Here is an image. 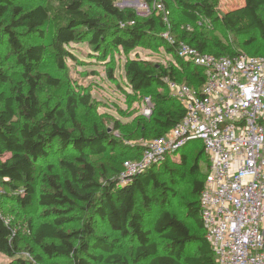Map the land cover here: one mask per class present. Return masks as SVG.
<instances>
[{"label": "trees", "instance_id": "trees-1", "mask_svg": "<svg viewBox=\"0 0 264 264\" xmlns=\"http://www.w3.org/2000/svg\"><path fill=\"white\" fill-rule=\"evenodd\" d=\"M17 1L0 0V43L5 44V49L0 50V87L9 82L11 68L20 70V79L9 93L0 91V253L10 258L11 264H96L101 260L129 264L115 251V241L109 235L98 234L101 221L111 231L132 240L135 262L216 264L200 214V196L210 169L208 157L205 155L206 162L200 163L202 157L198 154L190 167V193L185 206L195 222L192 230L170 211V196L175 193L158 179L157 173L168 159L136 176L133 182L123 184L119 178L124 161L142 155L141 146L128 145L132 155L122 160V171L99 174L91 155H101L118 146L113 131L94 124L88 133L77 125L80 105L91 107L90 93H68L65 102L58 101L53 107L43 103V86L60 88L63 83L40 68L49 52L56 69L65 73L67 59L74 56L70 48L73 43L87 41L100 52L107 45L133 50L150 39L176 61L164 67L139 54L130 58L126 77L132 90L167 88V77L200 90L206 79L205 70L176 54L174 44L162 33L167 22L154 5L161 2L170 10L176 4L190 24L200 18L218 19L217 0H147L153 11L144 18L132 9L120 8L116 0H49L45 5L29 8ZM262 8L264 0H244L241 6L220 15L224 26L236 35L257 33L256 38L246 42L249 51L234 50L221 42L211 50L210 43L188 30L187 24L181 32H174L173 39L216 56H264ZM49 26L52 33L46 44L42 40L46 39ZM109 76L114 77L113 70ZM153 98V115L130 130L128 138L161 137L183 119L185 109L170 92H157ZM192 141L177 151L186 164L184 152ZM69 150L76 152L71 158L58 157L57 162L53 161ZM202 153L205 154L204 148ZM35 204L41 211L40 220L24 223L32 245L23 246L22 228L12 217L16 216L13 206L25 211ZM156 207V219L152 227H147V218ZM71 223L78 226L69 227ZM35 247L39 248L38 253ZM25 250L31 258L22 254ZM97 250L108 255L96 254Z\"/></svg>", "mask_w": 264, "mask_h": 264}, {"label": "built area", "instance_id": "built-area-1", "mask_svg": "<svg viewBox=\"0 0 264 264\" xmlns=\"http://www.w3.org/2000/svg\"><path fill=\"white\" fill-rule=\"evenodd\" d=\"M154 8L168 23L165 6L156 2ZM165 38L181 59L202 67L206 79L200 90L165 79L185 115L161 137L130 141L142 155L124 161L120 182H133L169 153L200 140L210 162L200 214L216 264H264V56H216ZM153 113L148 98L142 114Z\"/></svg>", "mask_w": 264, "mask_h": 264}, {"label": "rangeland", "instance_id": "rangeland-1", "mask_svg": "<svg viewBox=\"0 0 264 264\" xmlns=\"http://www.w3.org/2000/svg\"><path fill=\"white\" fill-rule=\"evenodd\" d=\"M48 1L18 0L17 2L29 8L39 4L45 5ZM146 1L116 0V4L120 8L132 9L141 18H144L150 16L153 11L152 5H148ZM242 4H244V0H217L218 19L207 20L200 18L197 23L190 24L183 15L181 8L176 4H172L170 10L166 9L169 11V22L166 29L162 31L163 36L166 37L168 35V37L175 38L174 32H181L184 25L187 24L188 30L203 37L210 43L211 50H215L216 44L221 42L234 50L249 51L250 46H246V42L253 37L256 38L258 36L257 33L236 35L228 30L220 19V15L223 12ZM260 14L264 18V8L261 9ZM51 33L52 31L49 26L46 29L47 37L42 40L46 44L50 41ZM154 41L146 39L144 45L133 50H127L122 46L107 45L106 49L100 52L93 49L87 41L73 43L70 45V48L74 56L67 59L68 69L65 73H61L56 69L52 54L49 52L40 68L43 72H48L53 76L59 77L63 83L60 88L43 86L41 91L43 103L53 107L58 101L65 102L68 93H81L84 95L90 93L92 99L91 107L80 105L77 125L84 128L88 133L91 132L94 124L102 127L106 126L109 130L113 131L114 137L119 142L118 146L104 154L91 155V159L99 167V174L106 172L112 175L115 170L122 171V160L128 154L132 155L128 145H130V141L137 140L135 138H128L127 134L130 133V130L132 131V129L137 128L138 124L144 122L145 119L149 120V118H145L142 114V109L147 104L148 98L153 100V95L157 92L169 93L168 87H155L148 91L135 92L132 90L126 77V63L137 54L164 67L174 65V61H176L174 56L167 53L162 46ZM4 49L5 44L1 45L0 43V50L3 51ZM110 70L114 71L113 78L109 76ZM19 72L18 68H11L9 72L10 80L0 87V91L4 90L6 93H9L12 86L20 79ZM180 73L183 77L185 76L184 72ZM117 125H120V128L116 129ZM187 147V150L184 152L187 155V164L183 161L180 153H169L166 158L168 161L159 169L157 174L158 179L171 187L175 193V195L170 196L168 208L170 211L176 213L193 230L195 222L187 215L185 206L190 193V167L198 154L202 157L200 163H205L207 159L205 154L202 153L203 146L200 141H192ZM75 153V151L69 150L62 155L56 156L53 161L57 162L58 157L71 158ZM44 166L45 163H42L41 167ZM13 208L16 216L13 215L12 217L16 218L17 225L22 228L23 246L27 244L32 245L31 236L27 232L28 225L26 226L24 223L29 219L38 222L41 211L36 204L32 209L25 211L16 206H13ZM157 214L158 208L156 207L152 215L147 218V227H152ZM69 225V227L78 226L77 223ZM98 234L109 235L115 241V251L123 255L129 264H146V262H135L133 260L134 244L130 238L122 237L118 232L111 231L108 225L101 221H98ZM35 250L37 253L39 252L38 247H35ZM26 251H23L22 254L30 257ZM96 254H101L104 257L108 255L107 252L101 250H97ZM50 261L46 260V262ZM0 264H11V260L8 256L0 253ZM96 264L114 263H107L101 260L96 262Z\"/></svg>", "mask_w": 264, "mask_h": 264}]
</instances>
